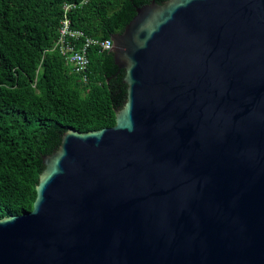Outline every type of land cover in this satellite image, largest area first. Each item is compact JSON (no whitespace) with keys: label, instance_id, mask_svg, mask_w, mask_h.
Segmentation results:
<instances>
[{"label":"water","instance_id":"1","mask_svg":"<svg viewBox=\"0 0 264 264\" xmlns=\"http://www.w3.org/2000/svg\"><path fill=\"white\" fill-rule=\"evenodd\" d=\"M110 38L116 124L43 156L0 264H264V0H151Z\"/></svg>","mask_w":264,"mask_h":264},{"label":"trees","instance_id":"2","mask_svg":"<svg viewBox=\"0 0 264 264\" xmlns=\"http://www.w3.org/2000/svg\"><path fill=\"white\" fill-rule=\"evenodd\" d=\"M150 1L0 0V218L33 209L43 156L68 128L114 126L127 98L125 70L109 50H89L87 82L72 71L54 48L62 19L109 38Z\"/></svg>","mask_w":264,"mask_h":264},{"label":"built area","instance_id":"3","mask_svg":"<svg viewBox=\"0 0 264 264\" xmlns=\"http://www.w3.org/2000/svg\"><path fill=\"white\" fill-rule=\"evenodd\" d=\"M69 4L65 8H69ZM70 19L64 17L60 28V37L54 48H58L72 71L78 73L82 81L89 80V50L96 47L100 51L110 50L113 41L109 38L88 36L84 31L71 28Z\"/></svg>","mask_w":264,"mask_h":264}]
</instances>
